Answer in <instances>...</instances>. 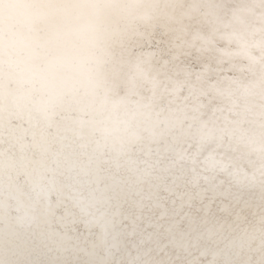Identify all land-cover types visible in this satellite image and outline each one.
Listing matches in <instances>:
<instances>
[{
	"label": "clouds",
	"instance_id": "9594fccd",
	"mask_svg": "<svg viewBox=\"0 0 264 264\" xmlns=\"http://www.w3.org/2000/svg\"><path fill=\"white\" fill-rule=\"evenodd\" d=\"M0 264H264V0H0Z\"/></svg>",
	"mask_w": 264,
	"mask_h": 264
}]
</instances>
